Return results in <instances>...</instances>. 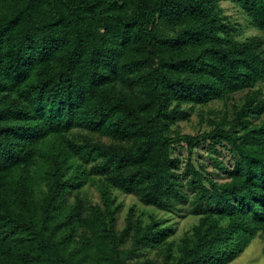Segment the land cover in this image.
Instances as JSON below:
<instances>
[{
  "label": "trees",
  "instance_id": "1",
  "mask_svg": "<svg viewBox=\"0 0 264 264\" xmlns=\"http://www.w3.org/2000/svg\"><path fill=\"white\" fill-rule=\"evenodd\" d=\"M220 1L0 0V264H229L264 239V0H229L261 31L244 38ZM202 143L234 155L214 157L227 180L194 164ZM88 184L100 203L70 202ZM118 192L198 220L175 242L132 206L118 229Z\"/></svg>",
  "mask_w": 264,
  "mask_h": 264
},
{
  "label": "rangeland",
  "instance_id": "2",
  "mask_svg": "<svg viewBox=\"0 0 264 264\" xmlns=\"http://www.w3.org/2000/svg\"><path fill=\"white\" fill-rule=\"evenodd\" d=\"M223 7L225 8L226 14L233 20L234 22L240 23V26L243 35L242 38L250 35L260 34L261 31L249 26L247 17L244 12L240 9L238 5L229 0H221L220 1ZM264 87V86H263ZM245 92V91H244ZM244 92H240L234 95V99L230 102L236 103L240 100L241 96ZM227 101L217 100L215 102L210 103L206 106H196L194 108V112H192L191 119L181 121L178 123V126L182 133H190L193 135L201 134L203 131L209 129V125L207 120L204 121L201 119V115L207 118L208 112L211 109L214 110H223L225 109L226 104L230 103ZM189 106V105H185ZM173 153L175 156H178L183 163H185L188 159L189 152L187 147L184 145H175L173 149ZM193 162L198 167H203L209 176L219 180L225 181L228 179V175L224 169L220 168L216 165L214 157H218L220 160L224 161L227 166H233L235 162L234 155L224 146H221V153L217 155L215 152L210 150L207 143H202L200 146L195 148L193 152ZM80 194L86 203H100V195L97 189L91 185H85L79 191L73 192L69 194V200L72 202L73 196L75 194ZM119 200L123 203V210L119 215L118 220V229H122L126 224V216L128 211L133 206L135 210V214L142 215L143 221L148 222L150 220V215L154 214L159 218H167V224L173 225L176 228L175 233L169 237L172 241L178 242L181 237H183L184 233L191 229V227L197 222L198 216L194 215L190 211V203L188 201H182L179 204V210L176 212H164L158 210L156 208L143 205L140 201L139 197L135 194H124L118 192ZM131 245V241H126L123 247H129ZM161 260L162 256L160 255L158 249H143L142 252H138L130 258V261L137 260ZM229 264H264V239L261 236H258L253 239L250 245L246 248V250L240 254L235 260L230 262Z\"/></svg>",
  "mask_w": 264,
  "mask_h": 264
}]
</instances>
